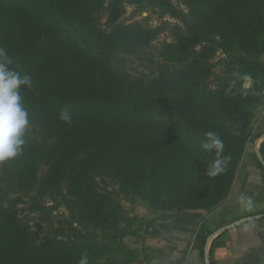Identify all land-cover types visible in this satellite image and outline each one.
<instances>
[{"label":"trees","instance_id":"16d2710c","mask_svg":"<svg viewBox=\"0 0 264 264\" xmlns=\"http://www.w3.org/2000/svg\"><path fill=\"white\" fill-rule=\"evenodd\" d=\"M127 1H155L182 22L168 44L182 65L132 78L113 46L153 30L102 33L92 20L102 0H0V264H130L123 239L142 220L121 194L175 213L230 192L264 83V0H184L193 19L171 0ZM2 185L18 199L4 203ZM33 192L60 197L66 219L41 233L24 221L17 204ZM195 242L202 250L206 236Z\"/></svg>","mask_w":264,"mask_h":264},{"label":"crops","instance_id":"0c3cea01","mask_svg":"<svg viewBox=\"0 0 264 264\" xmlns=\"http://www.w3.org/2000/svg\"><path fill=\"white\" fill-rule=\"evenodd\" d=\"M263 156L264 113H259L228 196L209 210L161 214L131 247L142 248L150 264H264ZM136 214L145 218L152 212L139 200ZM199 232L206 236L202 250L195 242Z\"/></svg>","mask_w":264,"mask_h":264},{"label":"rangeland","instance_id":"374dc122","mask_svg":"<svg viewBox=\"0 0 264 264\" xmlns=\"http://www.w3.org/2000/svg\"><path fill=\"white\" fill-rule=\"evenodd\" d=\"M102 1V7L92 13V20L102 33L106 34L110 32L114 29L115 25H128L134 22L139 23L143 29L150 28L153 30V32L150 33L149 39L145 43H135L133 45L124 44L122 47L113 46L112 53L121 62L125 71H127L132 78L142 76L145 78H151L159 74L167 75L166 72H169L174 67L182 65L183 60H180L179 54L173 53L168 45L175 41L177 27L183 29L182 22L172 17L160 4L155 1H145L138 4L130 3L127 0ZM171 1L183 9L190 19H193L195 15V7H189L183 2L184 0ZM118 5L122 9L121 12L117 14L112 23L108 22V20H110V11ZM48 36L49 34H44L42 35V39L45 40ZM196 49H198V47ZM219 57V52H217L212 57L211 61L219 63ZM220 66L221 64L219 63L218 69ZM244 85L245 89L250 91L253 88L254 81L250 78L245 79ZM259 113L260 105L256 111V115L253 117L250 125L248 126V132L250 131L251 125ZM18 125L26 129L30 128V125L26 121H18ZM0 140L6 147H8L9 141L6 137L0 136ZM49 143L50 141H46L44 145ZM44 171L45 166L41 164L39 174L42 175ZM4 178L5 176L0 170V181L4 182ZM99 183L101 187H105L108 190H119L118 185L114 184L109 179L104 181L99 180ZM2 187L6 189V192L3 190L4 203L8 204L9 201L18 199V194L15 189L11 190V188L6 185H2ZM34 193L35 192L30 194L33 200L28 197H23L20 203L17 204L18 213L24 221L29 223L34 229L41 233L46 229V227L57 226L60 220L66 219V206L65 203L60 200V197H54L53 195L38 197ZM119 198L130 216L137 215L136 207H138L139 200L144 201L145 205H148L150 211L152 212L151 216L145 218H141L137 215L142 222L135 224L134 227L137 228L136 234L127 235L123 239V243L127 247L136 251L134 261L130 264H150L146 261L142 248H134L131 246L133 245L134 240L143 237V232L148 231V228L153 226L151 222L154 219L161 218V214L164 216L166 215L165 213H170L171 211L151 208L147 201L138 199L136 196L133 197V195L121 194Z\"/></svg>","mask_w":264,"mask_h":264},{"label":"built area","instance_id":"2783aa9c","mask_svg":"<svg viewBox=\"0 0 264 264\" xmlns=\"http://www.w3.org/2000/svg\"><path fill=\"white\" fill-rule=\"evenodd\" d=\"M260 113H264V83H262V86L260 88Z\"/></svg>","mask_w":264,"mask_h":264}]
</instances>
